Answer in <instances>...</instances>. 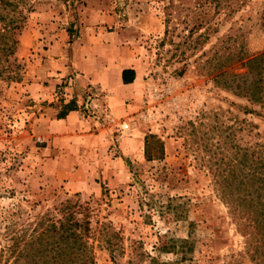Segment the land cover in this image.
Wrapping results in <instances>:
<instances>
[{
    "label": "rangeland",
    "instance_id": "rangeland-1",
    "mask_svg": "<svg viewBox=\"0 0 264 264\" xmlns=\"http://www.w3.org/2000/svg\"><path fill=\"white\" fill-rule=\"evenodd\" d=\"M8 1L19 27L0 59V264L12 262L2 252L10 234L67 200L89 217L95 264H148L147 255L262 264L228 189L244 172L242 154L264 145V0L221 9L198 0ZM108 37L140 73L137 97L125 101L133 110L102 120L83 110V93L72 129L53 126L67 112L62 88L75 86L74 71L62 74L69 53L106 51ZM151 135L164 144L161 158ZM169 238L177 248L187 238L185 259L158 250Z\"/></svg>",
    "mask_w": 264,
    "mask_h": 264
},
{
    "label": "trees",
    "instance_id": "trees-1",
    "mask_svg": "<svg viewBox=\"0 0 264 264\" xmlns=\"http://www.w3.org/2000/svg\"><path fill=\"white\" fill-rule=\"evenodd\" d=\"M207 4H212L217 9H221L222 5L231 6L227 0H198L195 6L200 8ZM7 5H12V3L8 0H0V59L5 54H12L17 43L13 38V31L19 25L15 23L16 17L13 15L9 17V12L5 11L4 7ZM195 27L198 28V24L188 29V35L193 34ZM227 58L230 59V57ZM260 59H262V54L251 55L246 63L252 66L257 62L258 65L259 61H262ZM1 72L2 65H0V74ZM133 78L132 73L131 80ZM123 79L126 80L125 77ZM259 98L261 99L262 96ZM75 106L73 100L64 105V109L72 110ZM150 138H154L159 158H161L164 154L163 142L154 135ZM146 157L148 160L153 158L149 145L146 148ZM241 160L244 172L239 176L232 174V177L239 178V181L235 187H231L234 183L230 184L228 189L231 200L234 202L232 213L238 218L246 215L251 236V257L256 260L260 259L264 264V145L261 151H257V155L254 151L246 150ZM84 210L85 208L78 200L73 202L67 200L56 212L47 217L41 216L31 222L28 227L10 234L2 251L6 254L5 263L11 258L12 262L9 264H95L94 246L90 241L95 238L94 231ZM105 242L109 244H107L108 247L112 246L110 238H107ZM187 243V238L182 239L180 247L177 248V240L169 238L164 241L161 239L158 250L166 254H175L176 257L179 256V259H185L188 252ZM147 256L148 264H168L157 257Z\"/></svg>",
    "mask_w": 264,
    "mask_h": 264
},
{
    "label": "crops",
    "instance_id": "crops-1",
    "mask_svg": "<svg viewBox=\"0 0 264 264\" xmlns=\"http://www.w3.org/2000/svg\"><path fill=\"white\" fill-rule=\"evenodd\" d=\"M105 44V50L98 52L78 46L74 48V53L70 52L71 64L64 65L62 74L69 72H75V86L71 88L72 99L75 104L80 107V100L75 97L82 99L83 93L85 92V85L87 84H100L101 87L106 91L108 106L110 107V115L115 118H122L128 116L134 107L127 104L125 101L136 98L137 95L134 92L136 83L139 80L140 73L134 66L135 60L126 51L122 55L121 52L111 51L112 46L116 47V44L109 40ZM76 49V50H75ZM115 49V50H116ZM132 73L134 78L131 80ZM126 78L124 81L123 78ZM56 86V85H55ZM53 85V88H55ZM64 104L70 102L63 100ZM80 110L72 109L68 110L64 116L56 117V120L52 121L51 124L56 127L59 126L63 130H70L75 124L76 120L80 119Z\"/></svg>",
    "mask_w": 264,
    "mask_h": 264
},
{
    "label": "built area",
    "instance_id": "built-area-1",
    "mask_svg": "<svg viewBox=\"0 0 264 264\" xmlns=\"http://www.w3.org/2000/svg\"><path fill=\"white\" fill-rule=\"evenodd\" d=\"M70 85V81H69ZM68 88H62L61 96L64 97V100L72 99V92L67 90ZM106 91L94 85L90 86L87 91L84 92V103L82 108L85 112H93L99 114L102 120H112L109 113V106L107 104V96L105 95Z\"/></svg>",
    "mask_w": 264,
    "mask_h": 264
}]
</instances>
